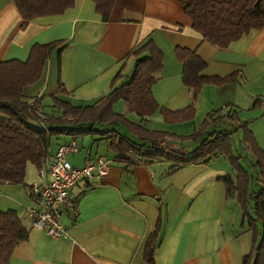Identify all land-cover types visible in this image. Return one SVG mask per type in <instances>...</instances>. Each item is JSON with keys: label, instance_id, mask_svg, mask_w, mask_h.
<instances>
[{"label": "crops", "instance_id": "crops-1", "mask_svg": "<svg viewBox=\"0 0 264 264\" xmlns=\"http://www.w3.org/2000/svg\"><path fill=\"white\" fill-rule=\"evenodd\" d=\"M23 23L14 1L0 0V61L28 59L35 43L66 41V49L60 58L53 55L34 90L53 95L62 84L75 91L70 99L81 104L109 94L119 73L131 74L128 69L135 67L136 59L127 58L129 53L150 39L165 55L153 93L160 107L172 111L193 104L183 84L177 47L197 49L208 76L264 69V29L250 32L228 49L218 48L202 41L179 0H116L108 22L101 20L92 0H75V6L61 15L40 18L25 28ZM93 77L98 78L96 84H91ZM227 85L216 90L225 91ZM72 141L76 140L55 141L49 157ZM89 156L110 160L111 168L108 176L82 183L84 193L62 211L61 225L68 237L54 239L32 228L28 241L13 250L10 264H149L144 248L158 224L155 264H242L247 252L241 238L247 232L238 229L240 209L226 227L231 203L240 206L227 197L218 179L221 172L189 165L168 175L170 164L165 162L129 167L91 152L83 164L74 166L83 167ZM26 185L0 187L1 212L14 210L26 218V211L36 207L29 192L32 184Z\"/></svg>", "mask_w": 264, "mask_h": 264}, {"label": "trees", "instance_id": "trees-1", "mask_svg": "<svg viewBox=\"0 0 264 264\" xmlns=\"http://www.w3.org/2000/svg\"><path fill=\"white\" fill-rule=\"evenodd\" d=\"M13 1L24 20V28L35 20L61 15L75 6V0ZM92 1L101 20L108 22L116 0ZM179 1L202 41L221 49H228L252 31L264 29V0ZM65 43H35L28 59L0 61V186L28 188L25 182L28 164L40 169L49 157L53 142L61 137L73 140L87 135L115 138L109 143V150L114 153L113 162L129 167L165 162L170 164L168 175L189 165H206L222 155H230L235 178L223 174L218 179L225 184L227 197L236 199L241 207V227L255 236L253 249L244 256L242 264H264V150L256 142L249 125L238 121V112L209 113L200 130L188 137L192 143H199L190 153L186 148L168 145L172 135L147 128L158 112L167 123L192 121L196 115L194 102L207 84L235 83L239 78L244 79L242 72L226 77L208 76L205 74L207 63L197 49L177 47L175 54L183 65V84L191 91L193 104L177 111L160 107L153 87L161 79L165 55L150 39L129 53L127 58L136 59L135 67L126 77L119 73L109 94L93 104L83 105L72 101L73 92L60 84L58 92L51 95L53 105L48 109L47 94H37L34 89L53 55L60 58L66 49ZM121 78L125 80L117 85ZM120 100L130 113L141 119L139 123L130 122L125 115L114 111V104ZM224 122H236L237 130L229 131ZM241 128L256 157L251 174L241 164L242 156H234L231 150L230 139ZM26 220L27 217L14 210L0 211V264H10L13 250L28 241L32 227ZM258 238L260 242L256 245ZM159 246L160 224L146 242L144 258L147 263L155 264Z\"/></svg>", "mask_w": 264, "mask_h": 264}, {"label": "rangeland", "instance_id": "rangeland-1", "mask_svg": "<svg viewBox=\"0 0 264 264\" xmlns=\"http://www.w3.org/2000/svg\"><path fill=\"white\" fill-rule=\"evenodd\" d=\"M87 65H89L88 62L86 63V66ZM133 69L134 67H131L130 69H128V72H132ZM242 72L244 79L239 78L235 83L227 85L225 91L216 90L217 86L207 84L203 88V91L200 92L195 101L194 106L196 109V115L192 121L181 123H167L160 112H158L148 122L147 128L151 131H159L172 135L168 140V145L186 148L187 152L190 153L194 150V148L198 146L199 143H192L191 138L188 137L194 135L200 130L208 113L221 111L222 114H227L228 112L237 111L240 119L238 121L240 123H247L249 125L252 134L256 138V142L264 150V69L262 72L254 74L247 71ZM97 80L98 78L93 77L91 84H96ZM120 80L117 81V85L121 83ZM109 90L110 89L107 86L104 89L103 93L106 94ZM68 91L73 92V90ZM72 95L73 97L75 96V91L72 93ZM101 96L103 95H99V97ZM94 101L95 98L88 101V103L87 101H85L86 103L83 104L90 105L93 104ZM45 104L48 109H50V107L53 105V100L50 94L46 96ZM114 111L118 114L125 115L130 122L139 123L141 120L136 114L130 113L127 110L123 100L117 101L114 104ZM235 123L224 122L225 128L229 131H235L238 127ZM63 138L67 139L69 137ZM101 138L103 140H101ZM114 139L115 138L107 136L101 137L100 135H87L79 137L74 142L77 143L80 151L75 156H69L68 161L73 165L74 163L83 164L86 154L89 152H91L92 155L112 158L114 156V153L109 150V143ZM245 139L244 129L241 128L238 132L236 131L230 139L231 150L234 156H242L241 164L251 174L254 170L252 165L256 162V157L253 150L249 148V145ZM55 143L56 142L54 141L52 147H54ZM205 166H208L217 172H221L222 174H230L233 178H235L236 171L230 155H222L219 158L213 159L209 164H206ZM25 182L28 185L43 182V180L40 178V169H38L31 163H29L27 166V175L25 178ZM239 209L240 212H242L241 207L239 208L238 205L232 207L231 203L230 215L228 209L227 218L225 220L226 227H228V229L229 219L232 216L233 220L235 213H237ZM242 216L243 212L240 214V223L242 222ZM238 229L241 233L246 231V228L243 229L241 227ZM254 238L255 236L253 235V233L243 234L241 238L242 246L246 250L247 254H249L253 249ZM259 242L260 238H258L256 245H258Z\"/></svg>", "mask_w": 264, "mask_h": 264}, {"label": "built area", "instance_id": "built-area-1", "mask_svg": "<svg viewBox=\"0 0 264 264\" xmlns=\"http://www.w3.org/2000/svg\"><path fill=\"white\" fill-rule=\"evenodd\" d=\"M79 146L72 141L58 147L53 157H48L40 168L42 183H33L29 192L36 207L26 211V217L33 229L59 239L68 237L61 225V215L65 208H71L84 193L80 187L84 182L109 174L112 162L103 157L89 156L83 167H76L68 157L79 153Z\"/></svg>", "mask_w": 264, "mask_h": 264}]
</instances>
